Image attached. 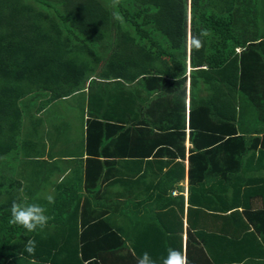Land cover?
Wrapping results in <instances>:
<instances>
[{
  "label": "crops",
  "instance_id": "crops-1",
  "mask_svg": "<svg viewBox=\"0 0 264 264\" xmlns=\"http://www.w3.org/2000/svg\"><path fill=\"white\" fill-rule=\"evenodd\" d=\"M254 7L264 11V0ZM261 32L248 47H235L238 90L227 87L223 101L219 94L208 98L218 105L214 116L204 105L206 90L192 93L189 78L185 86L167 87L140 73L96 74L104 68L75 91L85 93L69 115L79 123L58 121L59 103L67 99L43 110V125L53 127L49 148L62 139L69 153L86 148L83 180L70 181L84 188L96 183L77 201L86 210L79 223L86 229L63 226L70 236L82 231L89 238L65 237L64 246L50 249L47 237L44 249L54 253L36 264H137L142 252L159 261L169 248L183 251L188 264H264V25ZM217 135L222 138L207 141ZM192 149L203 162H190Z\"/></svg>",
  "mask_w": 264,
  "mask_h": 264
},
{
  "label": "trees",
  "instance_id": "trees-1",
  "mask_svg": "<svg viewBox=\"0 0 264 264\" xmlns=\"http://www.w3.org/2000/svg\"><path fill=\"white\" fill-rule=\"evenodd\" d=\"M259 1L0 0V264H36L54 253L44 249L47 237L54 242L50 249L64 246L61 239L65 237L76 242L89 238L82 231L70 236L68 227L63 228L70 224L77 231L86 229L79 225L86 210L77 201L95 189L96 181L88 188L70 181L76 175L83 180L80 171L86 148L73 154L37 156L50 149L47 143L53 129L43 125V110L53 100H65L76 91L66 94L58 88L86 84L94 80L89 73L98 68H104L100 75L113 78L140 73L154 83L155 77L156 84L167 87L185 86L189 78L192 93L206 90L204 105L214 116L218 105L208 98L213 102L219 94L218 100L223 101L227 87L238 90L241 58L239 53L234 56L235 47H248V39L262 35L264 11L254 7ZM202 30L210 33L203 38V47H190L188 53L189 38ZM98 44L100 48L95 47ZM88 52L96 60L85 62ZM24 120L29 127L27 136L21 135ZM94 137L99 136L94 133ZM216 138L222 135L212 140L209 136L207 141L213 143ZM200 155L192 149L190 162H203ZM89 157L99 160V156ZM54 174L63 177L56 182L51 179ZM41 186L51 187L54 203L34 201L43 192ZM21 199L47 208L52 219L44 230L27 232L9 223L11 205ZM53 229L56 240L49 238ZM29 239L43 246L36 247L34 256L24 249Z\"/></svg>",
  "mask_w": 264,
  "mask_h": 264
},
{
  "label": "clouds",
  "instance_id": "clouds-1",
  "mask_svg": "<svg viewBox=\"0 0 264 264\" xmlns=\"http://www.w3.org/2000/svg\"><path fill=\"white\" fill-rule=\"evenodd\" d=\"M114 3H119V0H114ZM117 19L122 20V16ZM208 30H202L199 34L193 35L188 40V45L195 50L203 47V38L209 35ZM48 203H54L52 197H48ZM47 208L40 203H28L25 200H14L10 208L9 223L15 226H20L27 232H36L44 230L49 221L52 219L47 214ZM37 242L34 239H29L25 245V250L30 255H35ZM137 264H188L187 257L181 250H167L166 256H162L159 261L144 251L137 257Z\"/></svg>",
  "mask_w": 264,
  "mask_h": 264
},
{
  "label": "rangeland",
  "instance_id": "rangeland-1",
  "mask_svg": "<svg viewBox=\"0 0 264 264\" xmlns=\"http://www.w3.org/2000/svg\"><path fill=\"white\" fill-rule=\"evenodd\" d=\"M100 46H101L100 44L95 45L96 48H100ZM85 59H86L85 62L90 63V62L94 61L95 55L91 52H88V54L86 53ZM95 66L93 68H95ZM96 74H99V73H96ZM84 86H85V84H82L79 86L77 83H68V84H63L60 88H58V90L62 93L66 92V94H68V93H71L72 91L78 90V88H83ZM84 97H85V93H84V91H81L77 94L68 95L66 97V99H67L66 101H61L59 103L60 108H61L60 111L61 110L63 111L62 112L63 113L62 114L63 124H68V121H70V122L76 121L77 123L80 122V119H76L74 121L69 120V115H70V113H77L78 112L77 106H79L80 103H83ZM75 101L79 102L77 104V106H76ZM37 102H39V101H37ZM52 107H54V106H49V108H52ZM57 110H59V108H57ZM28 133H29V127L27 126L26 121L24 120V128H23V131H21V135L23 134L24 136H27ZM20 139H21V137H20ZM62 140H64V139H62ZM62 140L60 141V143L56 144L54 147H52L50 149L46 148L45 150H42L40 153H37V156H39V158H42V156L45 155V157L48 158V157L54 156L55 154L60 153V152H67L66 151L67 147L65 146L66 147L65 148L63 146L64 141L62 142ZM29 155H30V153H29ZM30 156L33 157L34 155H30ZM57 178H58L57 174H54L51 177L52 180H55ZM40 189L43 192L36 194L34 197V201L48 203V195L53 193V191L51 190V188L49 186L48 187L47 186L46 187L41 186Z\"/></svg>",
  "mask_w": 264,
  "mask_h": 264
}]
</instances>
